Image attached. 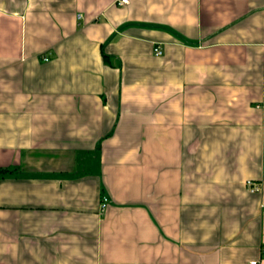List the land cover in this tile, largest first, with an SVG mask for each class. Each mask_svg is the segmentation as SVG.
Wrapping results in <instances>:
<instances>
[{
    "label": "crops",
    "instance_id": "crops-1",
    "mask_svg": "<svg viewBox=\"0 0 264 264\" xmlns=\"http://www.w3.org/2000/svg\"><path fill=\"white\" fill-rule=\"evenodd\" d=\"M263 103L264 0H0V264H264Z\"/></svg>",
    "mask_w": 264,
    "mask_h": 264
},
{
    "label": "built area",
    "instance_id": "built-area-1",
    "mask_svg": "<svg viewBox=\"0 0 264 264\" xmlns=\"http://www.w3.org/2000/svg\"><path fill=\"white\" fill-rule=\"evenodd\" d=\"M128 3H129V0H118V4L119 5H125V4H128ZM155 54L157 56H160V55H162V51L159 48H156L155 49ZM262 108L264 109V103L262 104ZM247 185H249V187L251 186L252 192L257 190V188L254 187V185H253V183L251 181L247 182ZM101 206H102V209H106L107 208V206H108V199L107 198L103 199V202H102ZM263 252H264V248H263ZM251 264H259V262L258 261H253V262H251Z\"/></svg>",
    "mask_w": 264,
    "mask_h": 264
},
{
    "label": "trees",
    "instance_id": "trees-1",
    "mask_svg": "<svg viewBox=\"0 0 264 264\" xmlns=\"http://www.w3.org/2000/svg\"><path fill=\"white\" fill-rule=\"evenodd\" d=\"M4 172L7 173V172H9V171H7V170H3L2 173H4Z\"/></svg>",
    "mask_w": 264,
    "mask_h": 264
}]
</instances>
